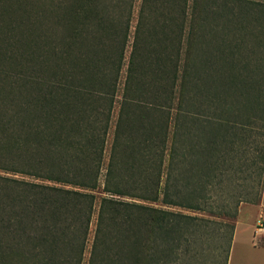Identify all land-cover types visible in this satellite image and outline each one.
<instances>
[{
	"label": "trees",
	"instance_id": "1",
	"mask_svg": "<svg viewBox=\"0 0 264 264\" xmlns=\"http://www.w3.org/2000/svg\"><path fill=\"white\" fill-rule=\"evenodd\" d=\"M131 1L0 0L1 169L96 188ZM190 3L141 0L102 190L148 204L101 197L86 264H170L208 232L224 239L226 264L238 204L259 201L264 131L220 119L228 102L217 113L213 87L203 98L188 60L200 29L213 35L219 15L231 24L232 2ZM234 86L242 96L225 84V99ZM225 175L258 177L259 190L233 209L208 207ZM93 200L0 177V264H79Z\"/></svg>",
	"mask_w": 264,
	"mask_h": 264
},
{
	"label": "rangeland",
	"instance_id": "2",
	"mask_svg": "<svg viewBox=\"0 0 264 264\" xmlns=\"http://www.w3.org/2000/svg\"><path fill=\"white\" fill-rule=\"evenodd\" d=\"M254 1L255 3L253 0H230V2H232L230 4L233 6V10L236 14L235 18L231 21V24L226 25V23H224L222 20L223 17H220L221 15H219V17L216 18L217 28H215L213 35H211L213 32L211 33L208 31V29L206 30V28L202 27L203 29H200V32H197L198 34L196 33V36L191 43V52L189 53L190 57L188 60L189 63H191L192 57L195 58V60L193 59V64H195V67L197 68V73L199 75L198 77L201 78V80L198 81L200 83L199 88L203 98L206 93L212 91L213 87L215 99L220 105L218 106L219 108L217 109V113L221 111L223 103H225L223 101L226 100V102H228V114L226 113L219 116L220 119L224 121L227 120L233 125H246L254 130L264 131V31L261 33V35L258 34L257 31V28L260 25L262 28H264V0ZM131 2L132 4L130 5L129 9L131 14L128 38L122 53L120 68L117 73V93L114 96L111 108L109 110L108 128L103 151L101 153L96 188L92 191H88L86 189L70 186L68 184L46 181L31 175L14 173L0 168V177L15 179L27 183L47 185L51 187L54 186L63 189H72L83 193L89 192L94 196L92 211L84 237V248L79 264L87 263L89 250L94 237L98 203L101 197H113L127 202L146 203L130 199L128 197L108 195L102 190V177L108 161L112 130L117 118L119 101L121 100L124 69L126 67L128 54L133 40V31L139 17V10L141 6V0H132ZM187 5L191 7L190 0H187ZM246 6L249 10V13H247V15L241 19L239 11H242ZM194 16L196 21L201 18V15L197 16L195 11ZM254 35L259 36V39L257 40ZM184 53L183 47L181 54ZM185 83V85H189L188 80H186ZM231 83H235L237 85L240 84L242 86V96L238 95L236 91V88L238 87L234 86L231 89L232 91L230 93L229 99H225V95L228 93L224 92L223 87L225 84L226 86H230ZM209 87L210 90H208ZM210 100L211 98L206 97L202 105L208 106ZM251 152L252 151L250 150L247 156ZM257 179L258 177H254L252 180H244L237 178L236 176H223L211 188L208 207L211 206L215 208L223 206L230 210L237 206L238 200H243L244 197L247 199H252V195L250 194H254L259 190V187L257 186ZM220 203L223 204L220 205ZM241 204L249 203L241 202L238 204V207ZM150 205L164 208L158 203H150ZM170 210L181 211L188 215H195L193 212L184 211L177 208H171ZM1 214L4 215V212ZM253 214L254 212L251 209L240 213L239 218L241 219H239V222L245 220L243 225L245 228L248 227ZM206 216L207 215H205V217ZM235 219L233 225L235 223ZM259 220L262 219H257L254 223V232L264 234L262 231H255V224ZM10 230L12 231V227H10L9 231ZM10 234L5 237L6 241L8 242H10ZM207 234L208 235L206 236L200 235L199 237L192 239L191 244L188 247L189 254L184 257L175 255L178 257V259L170 264H225L224 239L223 241L220 240V237L216 236L217 234H209V232Z\"/></svg>",
	"mask_w": 264,
	"mask_h": 264
},
{
	"label": "crops",
	"instance_id": "3",
	"mask_svg": "<svg viewBox=\"0 0 264 264\" xmlns=\"http://www.w3.org/2000/svg\"><path fill=\"white\" fill-rule=\"evenodd\" d=\"M249 209L254 214L245 228V220L239 222V216ZM257 219L264 221V180L258 203L241 204L238 207L226 264H264V234L254 232Z\"/></svg>",
	"mask_w": 264,
	"mask_h": 264
},
{
	"label": "built area",
	"instance_id": "4",
	"mask_svg": "<svg viewBox=\"0 0 264 264\" xmlns=\"http://www.w3.org/2000/svg\"><path fill=\"white\" fill-rule=\"evenodd\" d=\"M255 231H256V232H257V231H262V232H264V221L259 220V221L256 222V224H255Z\"/></svg>",
	"mask_w": 264,
	"mask_h": 264
}]
</instances>
